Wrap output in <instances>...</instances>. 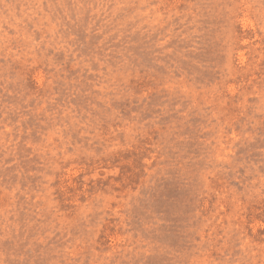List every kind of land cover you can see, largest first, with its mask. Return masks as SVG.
<instances>
[{
  "label": "rangeland",
  "instance_id": "1",
  "mask_svg": "<svg viewBox=\"0 0 264 264\" xmlns=\"http://www.w3.org/2000/svg\"><path fill=\"white\" fill-rule=\"evenodd\" d=\"M0 264H264V0H0Z\"/></svg>",
  "mask_w": 264,
  "mask_h": 264
}]
</instances>
